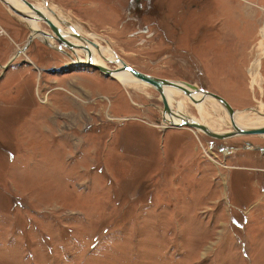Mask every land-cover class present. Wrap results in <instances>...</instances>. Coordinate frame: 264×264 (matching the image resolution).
<instances>
[{
    "label": "rangeland",
    "instance_id": "374dc122",
    "mask_svg": "<svg viewBox=\"0 0 264 264\" xmlns=\"http://www.w3.org/2000/svg\"><path fill=\"white\" fill-rule=\"evenodd\" d=\"M27 1L141 72L264 116V0ZM29 27L0 0V264H264V135L170 127L157 90ZM182 95L189 118L223 117Z\"/></svg>",
    "mask_w": 264,
    "mask_h": 264
},
{
    "label": "bare ground",
    "instance_id": "6f19581e",
    "mask_svg": "<svg viewBox=\"0 0 264 264\" xmlns=\"http://www.w3.org/2000/svg\"><path fill=\"white\" fill-rule=\"evenodd\" d=\"M3 1H6L7 3H9L10 5L14 6L15 8H17L18 10H20V11H22L24 13H28V14L32 15V18H30V19L29 18H25V20H27V21L30 22V27L31 28L30 27L29 28L32 30L33 35H34V36H31V37H33V38L34 37H41L45 41H50V39H52L53 42L57 40L56 38H54L55 36L53 37V35H55V34L51 35V34L47 33L46 35H43L41 33H38V31L40 30V28H39L40 26H39V24L37 22L38 21H41L39 19L40 18H43V17H41L39 15H36L35 11L34 10L32 11L27 5L24 4V2L22 0H3ZM44 2L47 5V2L45 0H44ZM35 6L38 7L40 10H42V12L45 13V16L50 19V17L46 13L48 11L50 13H53L51 9L49 10V8H43V7H40V6H37V5H35ZM53 14H54V18H57V20H59V21L61 20L57 16V14H55V13H53ZM50 20L54 24H56L64 32V37H63V42H62L63 44H65L64 46H67V48H70L71 50L75 51V53H77V55L81 51L83 53H85V58H86L85 61H83V60H81L79 58V61L81 60L82 63H83V65L87 61V58L88 57H89V61H91L92 63L101 64V61L97 58V56L95 55V52L99 53V55L103 58V60L106 63H110L109 61H106V59H110V61L111 60L113 61V60L117 59L118 56L117 55L116 56L114 55V53H116V52L114 51V49L112 47H110V46L104 47L103 45L99 44L100 45V48L99 49H96L90 42H83L80 39H79V41H77L76 39H78V38H76L74 36V33H70V32L68 33V31H65L64 28H62L61 26H59L58 22L55 19H52L51 18ZM42 21H45V20H42ZM60 23L62 25H64V23H62L61 21H60ZM214 23H213V25H214ZM69 29L71 31L73 29V31L75 32V30H74L75 28H73V24H72V26H70ZM50 36H52V37L50 38ZM89 39H91V38H89ZM50 42H51L50 44H52V41H50ZM58 43H60V42H58ZM62 43H60V44H62ZM76 48H79V49H76ZM107 53H109L110 57H107L108 56ZM258 65H259L258 59H255L251 63V72H253L254 70L256 71L257 68H258L257 67ZM87 66H89V65H87ZM117 66H119V65L117 64ZM90 67H93V66L90 65ZM98 71H100V70H98ZM114 76H115V78H117V80H119L125 86H130V85L150 86L147 83L141 82L140 80H138L136 77H134L133 75H131L127 71H121L119 73L114 74ZM254 76H255V74H253V80H254ZM175 82H177L178 84L182 85L184 88L189 89L188 87H186L185 85H183L184 83L182 84V83H179L178 81H175ZM187 85H189V84H187ZM150 87H152V86H150ZM189 87H191L190 88V90L192 91L191 92V95L186 94L182 89H180L178 87H175V86H166L165 89H164L165 95L167 97L168 104H169L170 108L174 110L175 109V106L178 107V110L177 111L174 110V112H176V113L173 114V117L172 118H170L168 116H164V119H163L164 123L167 124V125H169L170 127H174V126H171L170 125V122H169L170 119L172 121H174L175 123H179V122H181L184 119H187V120H195V121L199 122L195 118H192V117L189 118L188 115L186 114V111H185L186 109H185V105H184V100H183V95L182 94H184L186 97H188V99H190L192 101V103H194L196 105H199V106H196V107H198V110H199L200 115L202 114L201 112H204V109H205L204 108L205 107L204 105L209 104V103H210V106L209 107L211 108L212 113L217 114V112H221V111L224 113L223 114V117H221V119H219L218 123H216L213 120L216 116L213 118L211 115H210L211 117L210 116L207 117L206 114H202V115L206 116L207 118L203 116L204 118L201 119V122H205V123L207 122V123H209L210 126L213 127V129H215V130H217L219 132H225V131L230 130L231 128L234 127L233 123L237 124L241 128H254V127H263L264 126V116H257L256 114H253L250 111H245V112L243 111V112H239V113L238 112H235V114L233 116H231V114L229 113V111L226 109V107L222 103H220L219 101H217L216 99H214L212 97H206L203 100H201V97H203V94L202 93H199V92H196V90H194L192 88V86L189 85ZM176 96L181 97V99L180 100H176L175 99ZM161 98H162V96H161ZM202 115H201V117H202ZM228 118H230V119H228ZM205 119H208V120L205 121ZM225 123L229 127L228 130L222 129V127L224 126ZM205 125H207V124H205ZM216 125H217L218 129H216V127L214 128V126H216ZM183 127H185V126H183ZM211 127H209V128L211 129ZM175 128H178L179 129V128H182V127H175ZM182 129H186V128H182ZM191 129L192 130H190V131L193 132V133H195V134H196L195 131L202 132L201 130H198V129H194V128H191ZM217 131H215V132H217Z\"/></svg>",
    "mask_w": 264,
    "mask_h": 264
},
{
    "label": "water",
    "instance_id": "95a60500",
    "mask_svg": "<svg viewBox=\"0 0 264 264\" xmlns=\"http://www.w3.org/2000/svg\"><path fill=\"white\" fill-rule=\"evenodd\" d=\"M1 1L4 2L13 12H15L19 16L23 17L24 19L25 18H29V19L32 18V15L18 10L17 8L10 5L6 1H3V0H1ZM22 1L32 11L34 10L36 15L43 17V18H40L39 20H41V21L45 20V23H47V25L50 27L51 31L55 34V35H53V37L55 36L54 38H56L58 42L62 43L63 37H64V32L56 24H54L49 18H47L45 16V13H43L42 10H40L38 7H36L35 5H33L31 2H29L27 0H22ZM47 4H48V2H47ZM64 20L65 19H61L60 21L62 23H64V25H66L67 27L70 28V26H72V24L70 22H68L67 20H65V21ZM38 33H41L43 35L47 34V32L44 30L43 31L39 30ZM32 36H34V35H32ZM74 36L76 38L82 40L83 42H90L96 49L100 48V45L98 43L93 42L92 40L88 39L87 37H85L79 33H74ZM50 37H52V36H50ZM32 38L33 37H30V41ZM60 46H62V45H60ZM106 61L113 62V63L115 62L119 66L115 69H111L110 67L103 65V64L92 63L91 61H89V57L87 58V61L85 62L84 65H89V66L91 65L94 68H96V69L100 70L101 72H103L104 74H106L107 76H112L113 78H115L114 74L119 73L121 71H127L131 75L136 77L138 80H140L141 82L149 84L154 89H156L160 93V95L162 96V101L164 104V110H163L164 116H168V117L172 118L173 114L176 113V112H174L173 109L170 108V106L168 104V100H167V97H166L165 91H164L166 86L178 87V88L182 89L186 94L191 95L192 91L190 89L184 88L182 85L178 84L177 82L169 80V79L158 78V77L152 76L150 74L143 73V72L135 69L134 67L128 65L125 61H123L119 57H117V59H115L113 61L112 60L110 61V59H106ZM73 64H75V63H73ZM81 64L83 65V63H81ZM194 90H196V92L203 94V97H201V100H203L206 97H212V98L216 99L217 101H219L220 103H222L226 107V109L229 111L231 116H233L235 114V112H236L235 109L232 108V106L227 101H225L221 96H219L218 94L210 92L208 90L201 89V88H196ZM169 122H170L171 126H174V127L185 126V127L198 129V130H201L206 135H208L212 138H215V139H220V140H224V139L234 137L237 135H264V126L263 127H254V128H241L237 124L233 123L234 127L232 128V130L226 131V132H215V131L211 130L207 125L199 123V122L194 121V120L184 119L179 123H175L174 121H172L170 119Z\"/></svg>",
    "mask_w": 264,
    "mask_h": 264
},
{
    "label": "flooded vegetation",
    "instance_id": "af4514ba",
    "mask_svg": "<svg viewBox=\"0 0 264 264\" xmlns=\"http://www.w3.org/2000/svg\"><path fill=\"white\" fill-rule=\"evenodd\" d=\"M164 109V105H163V108H160V110H163ZM163 114V113H162Z\"/></svg>",
    "mask_w": 264,
    "mask_h": 264
}]
</instances>
